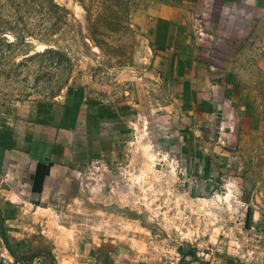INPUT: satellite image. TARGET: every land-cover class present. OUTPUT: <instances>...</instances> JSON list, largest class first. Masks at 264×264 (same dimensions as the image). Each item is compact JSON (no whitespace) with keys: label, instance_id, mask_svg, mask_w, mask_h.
<instances>
[{"label":"rangeland","instance_id":"1","mask_svg":"<svg viewBox=\"0 0 264 264\" xmlns=\"http://www.w3.org/2000/svg\"><path fill=\"white\" fill-rule=\"evenodd\" d=\"M174 2L248 111L223 91L196 113L186 74L160 72L155 20ZM77 115L113 129L104 162L88 148L86 235L146 264H264V0H0V140Z\"/></svg>","mask_w":264,"mask_h":264},{"label":"crops","instance_id":"2","mask_svg":"<svg viewBox=\"0 0 264 264\" xmlns=\"http://www.w3.org/2000/svg\"><path fill=\"white\" fill-rule=\"evenodd\" d=\"M190 20L188 10L175 2L158 14L153 40L160 72L178 68L186 74L191 96L187 105L196 113H212L223 91L248 111L242 94L229 89L228 70L220 65L227 63L226 57L217 63V53L204 46L195 23L189 28ZM79 122H19L0 140L5 142V146L0 142V258H20L29 264H146L128 244L82 231L84 221L77 217L85 209L81 201L87 184L85 166L96 151L92 157L104 162L103 134L111 140L113 129L110 123L89 125L88 118ZM90 147L97 150L91 153ZM66 227L70 229L64 232Z\"/></svg>","mask_w":264,"mask_h":264},{"label":"built area","instance_id":"3","mask_svg":"<svg viewBox=\"0 0 264 264\" xmlns=\"http://www.w3.org/2000/svg\"><path fill=\"white\" fill-rule=\"evenodd\" d=\"M0 264H29L26 260L13 257H1Z\"/></svg>","mask_w":264,"mask_h":264},{"label":"trees","instance_id":"4","mask_svg":"<svg viewBox=\"0 0 264 264\" xmlns=\"http://www.w3.org/2000/svg\"><path fill=\"white\" fill-rule=\"evenodd\" d=\"M48 1H50V2H52L53 0H48ZM55 5V4H54ZM55 7L58 9V10H60L61 8L59 7V6H57V5H55ZM85 6H82V8L85 10V8H84Z\"/></svg>","mask_w":264,"mask_h":264},{"label":"bare ground","instance_id":"5","mask_svg":"<svg viewBox=\"0 0 264 264\" xmlns=\"http://www.w3.org/2000/svg\"><path fill=\"white\" fill-rule=\"evenodd\" d=\"M159 167H160V166H159V165H157V168H159ZM157 168H156V169H157Z\"/></svg>","mask_w":264,"mask_h":264},{"label":"water","instance_id":"6","mask_svg":"<svg viewBox=\"0 0 264 264\" xmlns=\"http://www.w3.org/2000/svg\"><path fill=\"white\" fill-rule=\"evenodd\" d=\"M158 169V168H157Z\"/></svg>","mask_w":264,"mask_h":264}]
</instances>
